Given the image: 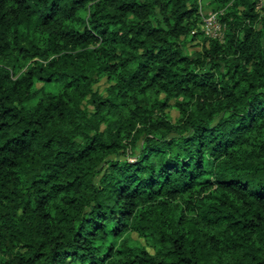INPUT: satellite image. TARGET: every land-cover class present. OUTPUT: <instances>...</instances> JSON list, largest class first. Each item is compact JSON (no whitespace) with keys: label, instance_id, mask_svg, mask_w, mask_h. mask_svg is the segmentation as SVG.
Returning a JSON list of instances; mask_svg holds the SVG:
<instances>
[{"label":"trees","instance_id":"16d2710c","mask_svg":"<svg viewBox=\"0 0 264 264\" xmlns=\"http://www.w3.org/2000/svg\"><path fill=\"white\" fill-rule=\"evenodd\" d=\"M210 4L0 0V264H264V9Z\"/></svg>","mask_w":264,"mask_h":264},{"label":"rangeland","instance_id":"374dc122","mask_svg":"<svg viewBox=\"0 0 264 264\" xmlns=\"http://www.w3.org/2000/svg\"><path fill=\"white\" fill-rule=\"evenodd\" d=\"M211 0H201V5H202V16L203 15H206L207 13H209L210 11H214L211 7V4H210ZM201 27H202V24H201ZM202 31V29H201ZM202 37L201 38H198L196 40H190L187 44V47H186V52L189 53V54H192L194 53L195 50H199L201 47H202ZM42 85L41 82L38 83V86ZM108 86V82L106 80V78H103L101 79V81H99L98 83H96L94 85L95 88L99 89L100 91L102 92H105V88ZM168 111V114L170 116V118L176 122L179 117H180V111L175 107V106H171L170 108L167 109ZM122 157H125L124 155H122ZM134 238H137V234L136 233H133L132 234ZM143 241V240H142ZM62 264H79V263H76V262H73V261H66Z\"/></svg>","mask_w":264,"mask_h":264},{"label":"built area","instance_id":"2783aa9c","mask_svg":"<svg viewBox=\"0 0 264 264\" xmlns=\"http://www.w3.org/2000/svg\"><path fill=\"white\" fill-rule=\"evenodd\" d=\"M257 9L259 11L264 9V0H258ZM219 13V11H210L206 15H203L201 29L206 37L223 41L227 27L220 20Z\"/></svg>","mask_w":264,"mask_h":264}]
</instances>
